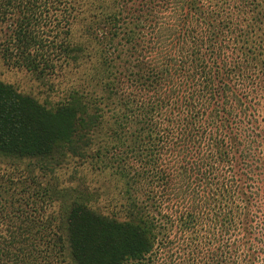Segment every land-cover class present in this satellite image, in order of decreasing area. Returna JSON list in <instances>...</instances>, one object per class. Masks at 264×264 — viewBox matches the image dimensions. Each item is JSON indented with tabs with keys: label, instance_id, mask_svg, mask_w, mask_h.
Instances as JSON below:
<instances>
[{
	"label": "trees",
	"instance_id": "1",
	"mask_svg": "<svg viewBox=\"0 0 264 264\" xmlns=\"http://www.w3.org/2000/svg\"><path fill=\"white\" fill-rule=\"evenodd\" d=\"M80 3L0 0L1 57L56 74L74 57ZM114 4L99 30L106 59L134 58L132 83L121 76L115 88L119 145L132 135L115 155L129 218L107 220L75 203L65 226L55 224L46 201L18 193L0 170V264H264V210L251 214L246 239L238 175L251 198L262 195L255 144L264 0ZM104 87L113 94L110 82ZM87 109L73 94L52 110L0 81V153H50L70 141Z\"/></svg>",
	"mask_w": 264,
	"mask_h": 264
},
{
	"label": "rangeland",
	"instance_id": "2",
	"mask_svg": "<svg viewBox=\"0 0 264 264\" xmlns=\"http://www.w3.org/2000/svg\"><path fill=\"white\" fill-rule=\"evenodd\" d=\"M114 1L81 0L70 31L74 57L56 74L14 67L0 55V81L17 92L34 97L52 110L67 102L73 94L88 105V109L79 115L70 141L60 143L50 153L34 158L0 153V170L13 176L17 192L28 196L21 191L27 190L46 201L48 216L55 218L53 223L61 226H65L67 214L75 203L85 204L95 214L112 221L127 220L131 210L128 196L122 193L129 185L117 174L115 155L116 148L124 150L125 146L131 145L132 135L126 133L122 146L114 130L118 129L116 119L121 109L120 98L115 94L117 80L124 76L128 85L132 83L129 75L135 71L134 58L128 51L122 60L106 59L102 31L99 30L104 15L114 10ZM6 34L7 25L0 24V42ZM261 60L259 57L256 63ZM107 82L112 84L113 94L104 90ZM258 101L256 118L260 143L255 145L264 172V86L258 90ZM241 174L238 169L243 185L242 223L246 239H249L247 229L251 214L255 208L264 210V174L258 182L262 195L257 199L246 192ZM256 184L257 181L254 186Z\"/></svg>",
	"mask_w": 264,
	"mask_h": 264
}]
</instances>
